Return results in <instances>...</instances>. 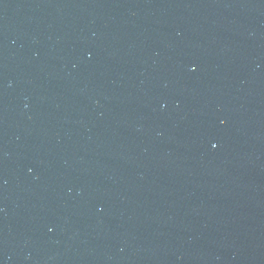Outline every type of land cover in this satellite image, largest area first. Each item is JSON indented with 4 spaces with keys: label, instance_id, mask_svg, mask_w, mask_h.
<instances>
[{
    "label": "water",
    "instance_id": "obj_1",
    "mask_svg": "<svg viewBox=\"0 0 264 264\" xmlns=\"http://www.w3.org/2000/svg\"><path fill=\"white\" fill-rule=\"evenodd\" d=\"M0 264H264V0H0Z\"/></svg>",
    "mask_w": 264,
    "mask_h": 264
}]
</instances>
